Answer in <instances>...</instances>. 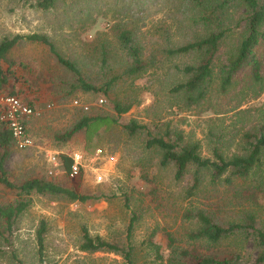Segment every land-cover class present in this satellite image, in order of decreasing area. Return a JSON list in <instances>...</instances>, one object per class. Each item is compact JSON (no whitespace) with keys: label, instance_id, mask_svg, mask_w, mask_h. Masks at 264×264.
I'll return each mask as SVG.
<instances>
[{"label":"rangeland","instance_id":"rangeland-1","mask_svg":"<svg viewBox=\"0 0 264 264\" xmlns=\"http://www.w3.org/2000/svg\"><path fill=\"white\" fill-rule=\"evenodd\" d=\"M37 1L0 0V41L15 35H45L62 57L75 64L86 82L108 86L106 92L80 89L77 76L54 59L48 45L20 40L5 54L4 66L10 62L11 67H21L23 63L37 82L40 75H50L51 90L63 96L46 118L34 122L32 129L36 131H29L30 146L19 148L15 144L8 148L4 167L14 184L43 178L94 198L80 201L63 195H26L30 203L14 218L10 229L0 213V264H40L37 233L41 223L44 264H126L119 253L83 250L82 227L92 237L98 235L122 245L132 214L137 215L130 237L133 264H165L168 250L162 229L184 234L195 227L183 218L187 209L215 202L218 193L220 199L228 191L230 198L233 192L231 188L225 192V184L210 183L203 170L199 171L198 190L188 194L195 167L189 166L184 176L175 179L172 164L160 165L161 149L146 146L148 132L165 136L167 126L176 128L185 141H199L201 156L213 157L212 149L217 144L229 157L241 150L243 133L264 126V84L258 93L259 85L253 83L250 67L246 66L225 93L214 90L200 105L188 106L182 91L171 92L172 87L188 79L181 69L194 64L196 55L171 54L168 50L205 32L203 22L192 19L198 8L189 0H55L47 9L38 8ZM124 29L131 32L145 65L137 75L126 74L132 58L119 40ZM224 41L217 64L225 61L238 44L237 32ZM255 52L264 77V43ZM100 98L105 102L99 104ZM75 99L88 108L74 105ZM115 101L130 103V107L118 114ZM83 115L109 116L116 122L101 127L89 141L84 130L60 141L57 136L70 130ZM131 120L144 128L129 134L124 125ZM76 153L82 156L76 173L80 172V180L65 172L60 158ZM52 156L56 157L55 164ZM262 162L264 169V155ZM254 180L252 176L247 182ZM247 182L238 180L236 184ZM16 199L14 190L0 184V208L6 211ZM235 201L232 199V203ZM261 203L259 219L264 224V201ZM220 205L215 210L217 220H231L235 208L228 202ZM153 244L161 247L163 259L157 256ZM236 248L242 251V261L254 262L257 252L250 239L235 236L219 244L200 242V251L218 256Z\"/></svg>","mask_w":264,"mask_h":264},{"label":"trees","instance_id":"trees-1","mask_svg":"<svg viewBox=\"0 0 264 264\" xmlns=\"http://www.w3.org/2000/svg\"><path fill=\"white\" fill-rule=\"evenodd\" d=\"M190 4L198 8V13L193 15L194 22H203L204 34L195 40H190L183 45L169 49V53H194L196 61L194 64L186 65L181 70L188 74V79L171 88V92L182 91L188 106L200 105L215 92L225 93L233 83L235 75L244 67H250L253 83L259 85L258 93L263 89L264 77L260 73L261 61L257 58L255 49L264 43V0H189ZM55 3V0H38L36 6L47 9ZM238 12L240 15L237 18ZM207 25V28L205 26ZM237 32L238 44L225 58V61L216 63L221 46L230 34ZM119 40L124 49L132 58L131 65L126 74L137 75L144 69V62L141 59L140 48L133 42L131 32L127 29L120 31ZM38 41L48 45L50 51L56 56L58 62L72 71L77 76V86L84 91L99 92L105 88L96 87L86 82L80 75L75 64L62 57L54 45L45 35L33 33L30 35H15L12 38H3L0 41V90L11 95L18 96L19 93L8 88L5 90L9 78V70L4 69L2 60L5 54L21 39ZM258 96V94L256 95ZM130 103L123 105L116 102L114 109L118 114L126 112ZM116 119L109 116L83 115L70 130H66L57 136L60 141L69 139L79 130H84L86 139L89 141L103 126L115 123ZM26 124V121H25ZM167 126L165 136H154L148 132L146 146L148 148L158 147L161 149L160 165L172 164L174 166V177L180 179L187 172L189 166H194L192 173V184L188 194H194L200 185L199 171L205 170L209 182L214 184H225V192L231 188L233 192L229 198L228 191L222 197L212 203H206L202 207L187 209L183 218L192 221L194 228L188 229L182 235L162 229V235L167 241L168 255L164 260L165 264H250L242 261V251L236 248L227 251L222 256L214 253L200 251V242L219 244L224 239L240 236L242 240H252L256 255L252 264H264V224L259 219V209L264 201V169H262V157L264 155V126L257 130L246 131L242 134V148L238 153L227 157L220 152L217 144L212 149L213 157H203L200 154V143L196 140L185 141L181 130ZM129 134L144 128L143 125L131 120L124 125ZM28 132V131H27ZM211 137L216 134L211 131ZM167 136V137H166ZM15 145L9 129L0 122V184L14 190L17 195L15 204L7 207L6 211L0 208L7 229L11 228L14 218L23 212L29 205L30 200L25 199L26 195L36 193L39 195H63L69 199L85 201L94 198L90 195L79 194L75 189L61 186L55 182L43 178H31L20 184H14L7 174L4 161L9 154L8 148ZM63 169L70 174L72 164L71 156L62 154L60 156ZM80 180L79 174L74 175ZM73 176V177H74ZM254 176L255 180L248 184V178ZM241 180L248 185L236 184ZM25 195V196H24ZM232 199L236 201L232 203ZM217 206L213 207L216 203ZM232 204V219L218 221L217 210L225 206V203ZM246 202V203H245ZM128 206V199H125ZM220 206V207H219ZM228 206H226V209ZM229 209V208H228ZM216 210V211H215ZM231 210V209H230ZM137 215L132 214L127 226L126 242L118 245L107 241L100 236L92 237L86 227H82L81 248L85 251H110L119 253L126 261V264H133V246L130 240L132 229ZM44 223H41L37 233V245L39 263H43V234ZM155 232H161V230ZM156 254L163 259L159 253V245L153 244Z\"/></svg>","mask_w":264,"mask_h":264},{"label":"crops","instance_id":"crops-1","mask_svg":"<svg viewBox=\"0 0 264 264\" xmlns=\"http://www.w3.org/2000/svg\"><path fill=\"white\" fill-rule=\"evenodd\" d=\"M21 40H23V39H21ZM25 40H27V39H25ZM27 41L38 42V41H31V40H27ZM10 50L8 52H10ZM48 50L50 51L49 47H48ZM54 57H55L54 59L56 61H58L55 55H54ZM4 63H6V62L4 60H2L3 68L9 70V78H8L7 83H6V86H5L6 89L5 90L8 92V90L10 88H12L11 90L19 93L18 97H20L21 100H23L25 103H27L28 105H30L31 107H33L35 109V111L38 114H34L30 117H27L26 127H27L28 133H29V131H36V130L32 129V126H34V122L37 119H40L42 117L46 118L45 115H47L51 110H53V108L60 101V98L63 95L56 93V92H53V90H51V88H50V82H51L50 75H47V76L46 75H40L41 78L37 82V81H35V79L33 80L32 72L29 73L30 71L26 70L25 64L20 63L21 67H18L17 65H13L11 67L10 62L6 66H4ZM36 73H37V71L35 72V74ZM10 74H14V75H16V77H14V79H11L12 77H10ZM34 90H37V91H34ZM31 91H33V93H31L30 96H27V92L30 93ZM34 92H36V93H34ZM42 93H44L45 97ZM81 103L85 104L83 102H81ZM34 133H36V132H34Z\"/></svg>","mask_w":264,"mask_h":264},{"label":"built area","instance_id":"built-area-1","mask_svg":"<svg viewBox=\"0 0 264 264\" xmlns=\"http://www.w3.org/2000/svg\"><path fill=\"white\" fill-rule=\"evenodd\" d=\"M98 102L99 104L104 103L105 99L100 98ZM73 104L85 110L88 108V105L82 104L81 101L77 99L73 101ZM34 114L38 113L33 107L21 100L20 97L0 90V122L4 123L9 129L16 146L19 148H26L31 144V138L27 132L25 121L27 117ZM71 158L70 175L74 176L78 172L82 156L76 153L72 155ZM50 160L53 161L54 164L56 163L55 156H52ZM49 173H51V171H49Z\"/></svg>","mask_w":264,"mask_h":264}]
</instances>
